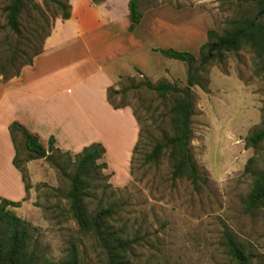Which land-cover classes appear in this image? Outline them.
<instances>
[{
    "label": "rangeland",
    "instance_id": "1",
    "mask_svg": "<svg viewBox=\"0 0 264 264\" xmlns=\"http://www.w3.org/2000/svg\"><path fill=\"white\" fill-rule=\"evenodd\" d=\"M254 1L138 0V4L163 5L159 15L167 32L161 43L150 37L151 44L197 56L206 30L220 34L228 19L243 10L253 11ZM5 4L6 0H0V41L3 35H9L4 44L7 47L13 35L4 26ZM30 4H35L48 21L57 18L54 16L59 11L50 0H30ZM37 12L27 6L21 14L20 22L27 32L31 21L38 18ZM259 20L264 23V15ZM172 24L185 32L175 34ZM37 43L36 38L26 46L21 39V49L29 55ZM129 55H118L112 69L118 74L132 72L131 76H119L111 85L114 89L126 88L124 93L112 96V101L128 106L140 129L137 149L130 152L127 165L121 157L130 138V122L121 114L101 116L93 101L78 98L74 102L85 112L103 119L101 124L108 130L107 134H97L108 142V150L98 160L106 164L101 170L106 178L92 184L87 209L115 206V225L122 226L128 237L135 239V264H233L221 244L224 230L243 244L252 264H264V211L247 213L242 205L251 184L250 174L244 171L247 159L253 157V169L264 165V142L255 148L244 146L245 137L264 126V77L256 73L251 53L242 48L200 68L197 77L201 86L186 82L187 70H192L197 62L188 64L158 54L145 64L133 63L144 70L145 76H140L137 68H132ZM146 78L152 83H171L183 94L187 87L186 95L193 102L189 146L202 178L196 190L183 177L171 180L170 162L165 154L152 162L143 160L155 140L170 134V100L161 99L144 86H133ZM76 88L71 85L70 91L74 93ZM75 112L72 110L73 115ZM67 153L53 152L51 163L43 158L32 159L31 178L26 170L30 187L25 199L10 209L29 223L30 245L38 254L58 262L72 245L79 264H103L99 249L77 230L68 211L64 197L67 182L60 172L63 169L70 173L74 153Z\"/></svg>",
    "mask_w": 264,
    "mask_h": 264
},
{
    "label": "trees",
    "instance_id": "2",
    "mask_svg": "<svg viewBox=\"0 0 264 264\" xmlns=\"http://www.w3.org/2000/svg\"><path fill=\"white\" fill-rule=\"evenodd\" d=\"M50 1L59 11L54 17L60 20L69 17L67 0H64V3L57 0ZM262 2L263 0H255L253 11L243 10L237 17L228 19L220 34H216L211 29L206 30L205 41L199 45L197 56L171 47L152 50L184 63L197 62V66L192 70H187V85L195 83L201 86L197 77L200 68L213 60H221L225 53H235L242 48H246L251 53L256 73L264 77V23L259 20L263 15L255 19ZM27 6L38 10V18L31 21L30 32H27L20 22L21 14L27 10ZM139 6L138 0L127 2L128 31H131L140 19ZM3 12L4 26L13 35V40L8 43L7 47H4V44L8 42L9 35H3L0 41V76L1 80H6L17 76L22 66L30 65L33 57L42 52L43 41L49 35L53 20L48 21L35 4H30V0H6ZM36 38L37 45L27 55L21 49V39L25 40L27 46ZM133 86H144L154 91L161 99L170 100L168 109L170 134L153 142L149 151L144 153V162L155 161L165 154L170 162L171 180L183 177L189 181L193 190H196L202 178L198 173L189 146L193 108L191 98L180 93L175 85L165 81L152 83L146 78ZM125 90L126 88L114 89L108 86L106 88L107 102L113 108L125 106V104L112 101V96L124 93ZM134 119L137 122L135 116ZM8 133L14 149L11 162L20 172L25 193L22 198L24 200L30 187L24 164L38 158L46 159L51 163L53 152L59 155L68 153L53 146L52 136L47 138L46 147H44L36 134L30 133L15 121L8 125ZM139 133L140 129H138L137 139L132 146L131 153L137 149ZM262 142H264V126L249 133L244 139V146L255 148ZM103 154L104 147L99 142H91L72 155L70 173H66L63 169L60 170L67 182L64 197L67 200L68 211L77 230L87 235L99 249L104 258L103 264H135L132 251L135 239L129 238L122 226L115 225L114 215L117 213L115 206L106 204L90 211L87 209L86 200L91 195L92 184L94 181L106 178V175L101 174L106 164L104 161L98 162ZM252 161L253 157H249L244 166V171L251 176L250 187L242 201L243 209L247 213L257 210L264 211V165L256 170L251 167ZM18 204L19 201L0 198V264H79L77 252L72 245L67 247L64 258L58 262H53L38 254L30 245L29 223L10 209ZM221 244L233 264H252L250 255L243 244L237 241L230 232L222 231Z\"/></svg>",
    "mask_w": 264,
    "mask_h": 264
},
{
    "label": "crops",
    "instance_id": "3",
    "mask_svg": "<svg viewBox=\"0 0 264 264\" xmlns=\"http://www.w3.org/2000/svg\"><path fill=\"white\" fill-rule=\"evenodd\" d=\"M67 2L69 17L54 19L42 52L33 57L30 65L22 66L17 76L6 80L0 76V198L24 201L20 172L11 162L14 149L8 125L13 121L36 134L44 147L47 138L52 136L53 146L60 151L76 153L91 142L102 143L107 151L108 142L97 135L108 133L101 124L103 119L74 104L79 98L95 102L101 116L122 115L130 122V138L121 157L126 165L136 140L138 129L131 109L113 108L106 100V88L119 76H131L132 72L113 71L112 64L118 55L129 52L132 68L145 76L144 70L133 63L145 64L148 58L161 54L152 49L167 48L149 42L154 37L161 43L167 32L165 21L159 15L163 5L139 6L140 19L128 31V0ZM172 26L175 34L185 32L177 24ZM71 85L77 87L74 93L70 91ZM72 110L76 111L74 115ZM31 161L25 163L30 178Z\"/></svg>",
    "mask_w": 264,
    "mask_h": 264
},
{
    "label": "water",
    "instance_id": "4",
    "mask_svg": "<svg viewBox=\"0 0 264 264\" xmlns=\"http://www.w3.org/2000/svg\"><path fill=\"white\" fill-rule=\"evenodd\" d=\"M261 15H264V0H263V2H262V5H261L259 11L256 13V17H255V19H256L258 16H261ZM186 91H187V87H185L184 95H186Z\"/></svg>",
    "mask_w": 264,
    "mask_h": 264
}]
</instances>
